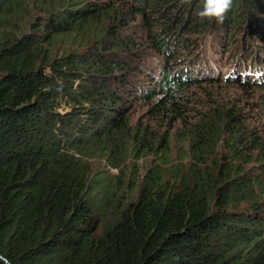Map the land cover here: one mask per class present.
Returning <instances> with one entry per match:
<instances>
[{
	"label": "trees",
	"instance_id": "1",
	"mask_svg": "<svg viewBox=\"0 0 264 264\" xmlns=\"http://www.w3.org/2000/svg\"><path fill=\"white\" fill-rule=\"evenodd\" d=\"M21 1L0 0V29ZM190 6L59 0L0 38V264H264V121L250 123L263 114L193 94L225 60L227 82L264 88V0H231L222 22ZM116 9L147 38L123 13L105 23ZM63 36L80 46L50 58ZM175 128L187 151L152 164L134 195L92 173L97 157L163 162Z\"/></svg>",
	"mask_w": 264,
	"mask_h": 264
},
{
	"label": "rangeland",
	"instance_id": "2",
	"mask_svg": "<svg viewBox=\"0 0 264 264\" xmlns=\"http://www.w3.org/2000/svg\"><path fill=\"white\" fill-rule=\"evenodd\" d=\"M94 1L97 4L108 2V0ZM197 2L198 0H191L190 5L192 7L190 6V8H194ZM128 3H131V0H128ZM58 5L59 0H22L15 13L10 16V19L6 23H4L2 29H0V38L20 34L21 30L24 29L28 20H32L35 17L42 16L47 9H54ZM122 13L124 16L123 22L125 24L129 23L127 32H130L132 35H134L131 38H136L137 41H139L140 39L145 40L147 38V35L144 36V33L141 32V25L138 23L132 25V18L131 16H127L126 11L124 9L111 10L110 14L106 16L105 23H107L109 20H117L120 14ZM122 26L123 25L121 24V27ZM155 28V30L158 31V26H155ZM141 34L143 35L141 36ZM79 46L80 45H77V40L73 39L72 36H63L61 38H58L51 45H49L47 49L49 50L50 58H54L60 57L69 49L78 48ZM153 47L158 48L154 45ZM141 50L144 51L143 56L144 58H146L143 61L144 68L150 70L151 66H156V72H158L163 65V57L161 53H158L156 49H151L148 46H144ZM228 65L230 64L226 63V60L222 61L220 67V80H218V82L206 84L205 87L198 88L193 94L204 96V94L200 92L205 90L209 93L212 99H215L218 104H227L232 108L238 107L244 113L255 111L258 112L259 115L263 114V118L260 122H250L251 124L255 122V124L261 125L264 121V107L260 108L259 98L260 96L264 95V88H257L253 86L242 87L236 82H227L225 80V75L232 70V67H228ZM156 75H158V73ZM140 82L142 84L147 81ZM141 84L138 83V85L142 86ZM201 98L202 101L205 100L204 97ZM65 108L66 106L63 103L60 109L62 110ZM142 113L139 114V116L142 115ZM251 124L250 126L252 127ZM176 130L179 129L175 128L170 133L169 151L168 153H166V158L164 160L165 162H162V159L155 158V156L152 154H144L139 158H135L134 156L130 155L119 169L111 167L110 165L106 164L103 158L97 157L94 160L90 161L92 173L94 174L100 171L98 177L106 179L105 181L107 182L109 180H116L117 177L120 178V180L125 185V191L133 193L134 195L136 184L139 183L142 176L152 166V164L158 163L165 165L175 163L187 151V139L180 138V135L176 132ZM231 141L237 142V139L234 135L232 139H230V141L228 140L227 142H224L222 140L220 142L224 151L228 150V146L226 145L231 143ZM237 143H235L236 146Z\"/></svg>",
	"mask_w": 264,
	"mask_h": 264
},
{
	"label": "clouds",
	"instance_id": "3",
	"mask_svg": "<svg viewBox=\"0 0 264 264\" xmlns=\"http://www.w3.org/2000/svg\"><path fill=\"white\" fill-rule=\"evenodd\" d=\"M191 0H180V4H190ZM231 6V0H203L202 10L198 15L201 19H215L222 22L226 12Z\"/></svg>",
	"mask_w": 264,
	"mask_h": 264
}]
</instances>
